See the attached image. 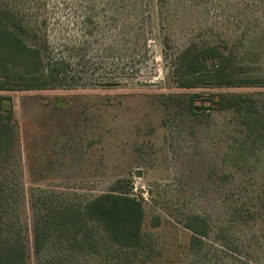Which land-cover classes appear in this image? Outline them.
<instances>
[{
	"label": "rangeland",
	"instance_id": "obj_1",
	"mask_svg": "<svg viewBox=\"0 0 264 264\" xmlns=\"http://www.w3.org/2000/svg\"><path fill=\"white\" fill-rule=\"evenodd\" d=\"M5 3L56 82L0 92L15 136L0 159V213L5 232L26 241L27 264H37L35 214L115 188L144 210L145 246L132 264H264V122L247 129L211 104L213 94L251 93L264 117V88L181 89L172 74L186 46L226 44L242 74L263 76L264 0ZM191 215L208 226L199 252L183 227ZM98 248L63 250L60 264L126 263L114 246Z\"/></svg>",
	"mask_w": 264,
	"mask_h": 264
},
{
	"label": "trees",
	"instance_id": "obj_2",
	"mask_svg": "<svg viewBox=\"0 0 264 264\" xmlns=\"http://www.w3.org/2000/svg\"><path fill=\"white\" fill-rule=\"evenodd\" d=\"M26 29L18 10L0 4V92L47 90L55 87L50 68H44L41 48L24 40ZM26 36V35H25ZM172 74L181 89L264 88L263 76H250L239 71L235 54L226 44L188 45L175 55ZM260 94V93H259ZM211 104L218 110L235 112L238 122L250 129L263 125L262 111L251 93L223 92L213 94ZM192 95L191 97H194ZM10 96L0 95V159L14 145L13 112ZM0 189V211L5 200ZM54 211V210H50ZM1 214V213H0ZM141 201L119 188L99 194L80 206L66 205L54 212H39L32 222V251L37 264H60L62 251L97 253L99 242L114 246L132 264L137 252L144 248ZM0 215V264H27L26 241H18L6 233L7 221ZM152 226H158L157 218ZM183 227L190 232L189 249L201 250L207 236V222L201 215H191ZM56 251L47 252L49 247ZM133 257L127 262L128 256ZM141 262V260H139Z\"/></svg>",
	"mask_w": 264,
	"mask_h": 264
},
{
	"label": "water",
	"instance_id": "obj_3",
	"mask_svg": "<svg viewBox=\"0 0 264 264\" xmlns=\"http://www.w3.org/2000/svg\"><path fill=\"white\" fill-rule=\"evenodd\" d=\"M138 175V174H137Z\"/></svg>",
	"mask_w": 264,
	"mask_h": 264
}]
</instances>
